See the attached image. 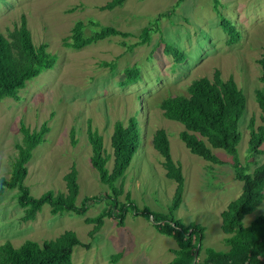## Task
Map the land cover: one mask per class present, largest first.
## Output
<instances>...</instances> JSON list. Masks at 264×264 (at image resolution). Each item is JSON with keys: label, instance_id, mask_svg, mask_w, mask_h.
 <instances>
[{"label": "rangeland", "instance_id": "obj_1", "mask_svg": "<svg viewBox=\"0 0 264 264\" xmlns=\"http://www.w3.org/2000/svg\"><path fill=\"white\" fill-rule=\"evenodd\" d=\"M106 1L0 0V31L12 29L24 14L33 42L47 43L56 58L53 67L26 81L18 91L19 99L6 96L0 100V176L10 173L15 144L21 139L20 124L36 129L46 122L49 130L45 139L26 163L24 184L29 193L37 197L47 190L65 192L63 175L74 164L79 185L75 203L80 205L84 196H96L87 201L82 215L72 211L52 214L45 203L33 219L23 221L17 188H5L0 194V244L10 240L18 246L25 239L40 243L71 229L88 244L73 247L72 264H165L172 259L176 241L160 233L151 217L128 209L123 224L118 225L116 218L105 216L93 236V223L84 221L110 201L104 196L110 192L108 186L100 182L89 161L87 121L102 135L104 148L111 155L106 166L111 169L113 124L116 120L125 123L135 114L139 145L123 174L124 191L118 199L124 200V192L128 191L138 210L168 213L176 182L166 176L163 156L152 144L154 131L163 128L172 159L180 163L184 177L182 200L173 210L174 218L184 226L203 225L204 246L225 249L220 212L242 186L234 176L231 156L213 148L225 161L217 164L191 152L179 138L183 124L165 118L159 102L170 95L187 94L192 79L211 78L214 69L223 79L232 76L246 97L238 121L239 160L248 168L246 172L262 163L264 142L260 145L262 153L253 156L248 151V124L251 119L255 127L261 124L255 89L261 86L257 59L264 50V0H124L112 9H102ZM222 19L239 31L236 42L226 43L228 34L220 25ZM77 20L84 23V34L104 25L128 34L107 36L79 48L66 46L63 40ZM145 26L149 27V40L135 44ZM165 43L178 48L184 59L176 62L165 53ZM131 65L138 66L139 76L121 84L123 69ZM71 127L75 144L70 142ZM258 214H264V198L243 217L244 224ZM203 254L201 250L200 256Z\"/></svg>", "mask_w": 264, "mask_h": 264}, {"label": "trees", "instance_id": "obj_2", "mask_svg": "<svg viewBox=\"0 0 264 264\" xmlns=\"http://www.w3.org/2000/svg\"><path fill=\"white\" fill-rule=\"evenodd\" d=\"M123 1L109 0L101 8L112 9ZM220 25L228 34L226 43L236 42L239 31L235 26L227 24L225 19L221 20ZM83 28L82 20L75 21L71 34L63 40V44L79 48L107 36L128 34L112 25L101 26L91 34H84ZM139 37L140 40L135 44L147 42L149 27H143ZM164 52L171 54L176 62L185 57L178 48L168 43L164 45ZM55 61V55L48 50L47 43L33 42L26 17L21 14L19 23L12 29H7L6 33L0 31V100L6 96L19 99L18 91L25 86L26 81L36 77L42 70L53 67ZM257 61L261 86L255 89V100L260 108L261 124L255 127L253 119L248 124V151L253 156L263 152L260 145L264 142V50ZM110 65L113 66V63ZM138 76V66L125 67L120 83L128 84ZM159 107L165 118L183 124L179 138L191 152L217 164L225 161L213 152V148L223 149L231 156L234 176L242 181V186L240 193L220 212V227L226 248L204 246L203 225L190 223L184 226L179 219L174 218L173 210L179 207L182 200L184 177L180 163L172 159L168 136L163 128L154 131L152 144L163 156L162 165L166 176L176 182L168 213H155L149 208L138 210L128 191L124 192V200L118 199L124 191L123 174L139 145V123L135 114L130 115L125 123L116 120L113 124L110 135L113 159L111 169L106 166L111 155L104 148L103 137L91 126L90 120L87 121L86 137L91 148L89 161L97 171L100 182L106 184L110 191L104 195L110 200L108 206L97 215L84 218L85 222L93 223L90 235L93 236L101 227L105 216H113L117 224L122 225L124 215L130 209L147 219L151 217L160 233L175 239L177 247L172 249L174 257L165 264H264V214L256 215L248 224L243 222V217L253 211L264 198V161L256 164L251 172H246L248 168L239 160L237 145L241 132L238 121L246 107L242 89L232 76L223 79L220 71L214 69L211 78L200 76L192 79L187 86V94L167 96L159 102ZM48 130L46 122H42L36 129L21 123V139L15 144L16 155L11 162L10 173L7 177L0 176V194L5 188H17V203L24 211L21 216L23 221L33 219L45 203L50 205L52 214L72 211L82 215L87 210V201L96 198L95 195L84 196L80 205L75 203L79 185L74 164L63 175L65 192L47 190L37 197L29 193L28 186L24 184L26 163L33 149L45 139ZM69 135L71 144H75L73 127ZM75 245L88 247L71 229L40 243L25 239L20 245L14 246L10 240H5L0 244V264H72L71 255ZM201 250L204 251L202 257Z\"/></svg>", "mask_w": 264, "mask_h": 264}]
</instances>
